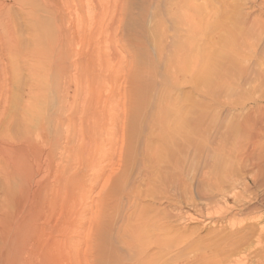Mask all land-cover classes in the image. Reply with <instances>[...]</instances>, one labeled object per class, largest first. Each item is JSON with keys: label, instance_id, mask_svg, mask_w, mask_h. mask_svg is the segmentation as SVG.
<instances>
[{"label": "bare ground", "instance_id": "bare-ground-1", "mask_svg": "<svg viewBox=\"0 0 264 264\" xmlns=\"http://www.w3.org/2000/svg\"><path fill=\"white\" fill-rule=\"evenodd\" d=\"M101 1L72 0L73 4L64 0L15 1V5L34 22L39 39L46 44L39 54H44L47 60L45 71L50 79L46 80V86L49 83L47 88L56 98L52 96L53 102L44 109L43 118L50 133L45 144L60 149L62 155L69 150L71 145L66 132L71 130L74 121L63 112V103L67 104L68 98L75 99L77 92L84 88L96 95L104 81L112 78L114 73L120 74L122 81L116 117L111 121L103 120L102 114L94 112L84 122L90 134L99 136L94 149L79 153L84 159H96L97 168L91 179L95 183L102 180L103 195L95 208L90 205L88 208V202L84 205V198L82 202L85 190L81 176L59 175L56 189L49 184L51 180L48 184L41 182L39 140L42 138L35 136V130L17 139L3 140L0 136V182L6 200L0 208L2 264H180L174 259L173 248L166 244L165 214L155 208L150 216L149 208L142 202L152 197L160 204L169 203L170 196L181 185L185 186L188 170L195 163L198 180L207 187L201 186L199 191L201 194L207 192L210 197V201L204 203L206 212H196V217L215 215L229 230L216 234L219 243L215 248L202 251L197 257L191 256L193 264H264V0L245 2V10L240 19L237 18L238 23L227 31L224 41L208 39L210 41L204 47L210 55L207 56L203 49L201 55L207 57L202 58L201 65L209 63L210 73L197 86V103L192 99L184 106L165 93L157 98L152 110L147 108L152 100L149 90L154 83L149 78L152 75L146 61L153 57L150 58L143 41L142 44L137 42L142 38L137 39L138 34L144 33L140 31L144 18L132 11L138 2L110 1L114 14L105 28L109 31L106 36L109 35L114 43L121 41L126 49L125 55L119 56L122 61L119 60L118 66L112 65L111 72L106 63L117 55L115 50L116 56L107 57L109 53L105 54L101 45L105 7ZM173 1L175 16L172 17L177 18L176 23L181 24L180 30L186 34L177 35L180 39L194 37V30L199 25H196L195 2L189 1L185 5V0ZM85 2L94 10L92 17H88L91 20L89 27L93 26L88 29L83 13ZM72 7L77 11L75 17L70 13ZM225 20L231 25L234 19L230 18L231 22ZM11 21L8 3L0 0L1 40L17 49L15 34L10 29ZM116 26L120 30L117 31ZM184 38L186 49L178 48L176 55H172L173 51L171 55L176 56L174 59L178 64L187 61L185 64L191 68L186 69L188 64H184V69V65L179 64L182 68L178 72L188 73L189 81L195 85L197 71L206 68L196 65L194 50L197 49L191 45L195 40L190 41V49ZM90 42H94V49L82 52L75 48ZM33 59L24 58L23 62L34 81L30 91L34 97L38 78L37 62ZM6 70L0 68L4 76ZM200 75H197L199 79ZM171 77L170 81L177 76ZM3 85L0 87V107L7 102L8 86L4 89ZM29 110L31 117L27 118L35 125L40 113L35 106ZM137 143H141L143 151L142 173L138 175L141 188L127 189L126 170L135 161ZM252 186L254 190L251 191ZM76 204L78 210L72 220L70 210ZM56 206L63 213V220L57 226L48 221ZM180 216L178 220H181Z\"/></svg>", "mask_w": 264, "mask_h": 264}, {"label": "rangeland", "instance_id": "rangeland-1", "mask_svg": "<svg viewBox=\"0 0 264 264\" xmlns=\"http://www.w3.org/2000/svg\"><path fill=\"white\" fill-rule=\"evenodd\" d=\"M4 1L8 3L9 15L12 20L11 21L12 25L10 29L12 30V33L16 35V36L14 35V41L16 42L17 49L15 48V45L11 46V45L5 44V42L2 41L1 40L2 38L0 37V62H2L0 63V68L2 69L5 67V69L8 70V71L6 70L5 76H4V73L0 71L1 72L0 73V83H1L0 87L4 83H5L3 85L4 89L8 86L6 88L7 89L6 90V97H7L6 101L7 102L2 104L3 107H0V134H1L0 136L4 137L3 140H7V139L9 140V138L17 139V138H21L26 132L31 133L32 130H35V133H34L35 136L41 137L43 140V141L39 140V146L41 148L40 157L42 159L41 161L42 168L40 166V170H39L40 171L39 178L41 182L48 184V182L51 180L52 182L50 181L49 184L54 186V188L56 189L58 185L57 183L58 179L61 176L66 175V173H68V175L76 174V176H81L84 178L83 180L84 188L83 189L85 190V192H83V194L84 193L85 194L84 195L82 194L83 196L82 202L84 199H86L83 202L84 205H86L88 202L87 207L88 205H90L91 208H95L99 204L100 199L103 195V192H102L103 188L101 184L102 180L100 179L99 181L95 183L91 179L92 175L94 176V173L96 172V168H97L96 161H95L96 159H93V158L91 159V157L84 159L82 158V156H80L81 154L79 153H81L84 149L85 150H88L90 148L94 149V145L98 142L99 136L97 134H94V135L90 134L88 130H86V126L84 122L94 112H99L100 114H102L103 120L111 121L112 119L116 117L117 105L118 103H120V100H121L120 99L121 97L119 94V86H120V82L122 81L121 75L114 73L112 78H109V79L107 78L106 81H104L100 91L96 95L90 94V92L84 88L83 90L77 92L75 99L70 97L67 100L68 102L67 104L63 103L64 114L69 116L74 121V125L71 128V130H67L66 132V134L69 135V145L71 146L69 150L65 152L66 154L63 152V155L60 152V149L58 150V148L54 147L55 149L54 150L53 147L51 148L49 144H45L47 141V137L50 136V133H48L47 131L48 126L43 118L44 109L47 107L49 102L53 100L52 96H54V94L51 93L49 88H47L49 83L46 86L48 79H50V76L45 71L47 60L44 54H43L44 57L43 55L39 54L45 50L44 48H46V44L42 40L39 39L37 28L34 22L28 16H26V13L24 11H21L17 7V5H15L16 0H4ZM64 1L67 4H73L72 0H64ZM110 1L111 0H103V2L101 1L102 6H105V7H104L103 15H102L103 27L101 25V28L104 29L103 33L101 31L102 33L101 36L104 39L101 37L103 41L101 38L100 40H101V45H102L104 53L105 54L109 53V56L107 57L110 58V55L112 54L115 55L114 51L115 50L117 51V52L115 51L117 57L115 59L113 58L112 61L106 63L107 67L110 66L111 72H112L113 71L112 65L118 66V64L120 63L119 60H121V57L119 56L120 54L122 56L123 54L125 55L124 51H126V49L122 45L121 41L114 43L112 40L109 39V35L106 36L107 34H109V31L105 28L110 23L111 18L114 14L113 9L111 8V2L113 0L111 2ZM185 1H183V3L185 2L184 3L185 5H187V2L188 3L195 2L196 25L197 24L199 25H197V27L194 30L195 31L194 37L187 36L186 37L187 39H185L184 37L183 38L185 39V41L189 42V48L190 47L192 48L191 45H194L193 48L197 49V50H194L195 55H196V65L200 66L202 64L201 62L203 61L202 58L210 55V53L208 54L209 50L207 48L205 49L204 46H206V44L209 43V41L211 40L210 38L212 39L215 38L219 42H222L225 40V38H227V35H228L227 31L229 32V30L232 27H234L233 25L238 23L241 14L245 10V6H246L245 2L247 3V1L249 0H195V1L185 0ZM137 2L138 4L135 5L136 7H133L132 11L135 14L140 13L138 15L141 16V19L144 18L142 19L143 23L141 22L140 24L141 25L140 28L142 27L140 31L144 33L140 32L142 33V35L138 34L139 37H136V38L137 39L141 37L142 38L139 39V41L137 40V42L139 44H142V41H143V46L147 45L145 47L147 48V51L150 52V53L148 52L150 58L151 57L154 58V59L152 58L153 60L151 59V61H154L156 63L155 65V63L152 62L154 64L153 65L151 61L147 62L145 60L148 66V71L151 72L152 70V72L155 73L154 75L152 74V72L151 73L149 72L150 76L152 75L149 78L151 79V81H153L154 85L149 90V97L152 100L148 102V106L150 108L148 107L147 109L152 110L154 103L158 100L157 98H160V96L165 93L167 94V96H170L171 99L173 98V100L179 101L184 106L188 105V103L192 99H196V103H197V101L199 100L197 86L198 85L200 86V84H202V81L204 79H207V77L209 76L208 74L210 73V69L208 68L209 63L207 62V59L209 60L210 58H207L205 61L206 64L208 63L207 65H205L204 62H203V65H201V67L205 66L204 68H206L205 70L202 68L201 71L203 73H201V75L199 74L201 71L199 73L197 71L199 67L195 68L197 69L195 71H197L198 73V74L196 73V76L200 75L201 77L199 79L198 78L199 76L197 77L195 76L196 83L195 85H192V83L189 81L190 78H189L188 73L180 74L178 72V70L182 68V67L180 68V66H183L187 61L184 63L179 62L180 64L179 66V64L176 63L177 61H175L174 59V57L176 56H172V55H176L174 53L176 52L178 48L183 49V47H185L186 49L187 47V44L186 43L184 44V41H182L183 38L180 39L181 36H186V34L183 33L184 31L183 32L181 31L183 27L181 26V24L176 23L177 18L172 17V15H174L175 13L174 12L175 8L172 3V0H143V1L137 0ZM85 4L86 5H84V8H83L84 12L83 11L82 12L87 17L86 18V22H87L86 28L88 29L93 26V25H90L89 27V23L91 20L88 17H92L91 15H93L94 10L92 8V5H90V3L85 2ZM87 11H89V14ZM169 11L172 14L168 13ZM70 13H71V16L74 15L73 17H75V15L77 14L75 7L74 8L72 7ZM233 14H235L234 17H232ZM201 17L203 19L202 21L200 19ZM219 18H221V21ZM225 18L229 21H230V18L234 19L235 21L231 20L233 23H231L230 25V23L226 21ZM116 30L117 31L120 30V27L118 28L116 26ZM198 30L200 32H198ZM178 33L179 35L181 34L180 37L179 35H177ZM176 37L178 39V42L175 41ZM200 38H203V39H200ZM191 40L192 42L193 40H195L194 41L195 43L193 42L194 43L193 44L191 42L192 43L191 44L190 43ZM93 43L94 42L92 43L90 42V44H86L84 46L76 45L75 48H77L79 51L86 52L91 48L94 49ZM203 49L205 52L203 51ZM172 51H173V54L171 55ZM202 51L206 53L207 56H205L206 54H204V56L202 57L201 55ZM169 56H171L172 58ZM24 58L26 59L34 58L32 61L37 62L36 76L38 78L37 80L39 83L37 82L38 88L36 87L37 93L34 97L31 96L30 94V91H32L31 84H33L34 81H33V78H32V75L29 69L27 68L26 65H24V62H23ZM123 58L124 57H122V59ZM168 58H170L171 60ZM171 61H173V63H176V64L171 63ZM169 64L173 65L174 67L171 66L172 67L171 68ZM175 65H178V66L176 67ZM185 65L183 67L184 69H185ZM154 66H156V68ZM188 66L189 64L186 66V69L189 68ZM176 68L177 70H175ZM168 71L170 72L175 71L176 75H173L175 72L173 74L172 73L169 74L170 72ZM166 73L169 74L170 76L167 75ZM167 76H169V78H166ZM171 76L172 77L177 76L175 77L176 80L173 77L174 78L173 80H175V82L178 80V83L176 82V85H175V82H172L173 81L172 79L170 81ZM155 78H156V81H155ZM1 79L2 80L4 79L3 82L4 81L5 82L3 83ZM162 79L164 80L162 81ZM180 80L182 83H179ZM170 82H172V84ZM177 84H180V85L178 86ZM190 84L192 85V87ZM193 87L194 88L196 87L195 88L196 90L192 89ZM154 89L156 90L154 91ZM158 90L161 93H159ZM167 91H169V95ZM54 98L56 97L54 96ZM32 106H35L36 109L38 110V113H40L38 114L39 119L37 120L35 125L32 124V121L30 118L29 119L27 118V117H31L30 115L31 112L29 109L32 108ZM105 108H106V111L104 110ZM41 118L43 119L41 120ZM43 124H46V125L43 126ZM42 126L44 127V129L42 128ZM86 145H88L87 149H86ZM90 145L92 147H90ZM136 147H137L136 148L137 157L135 155V161L132 163L133 167L130 164L131 166L129 165L128 166L129 169L127 168L126 170V173L128 172L126 174L127 178L125 179V182H127L125 183L127 189L129 188L131 189L133 187L141 188L142 182L140 180L141 177L139 176H141L140 174L142 173L141 159L143 158V151L141 148L142 147L141 143H137ZM55 157L58 158L57 161ZM61 160L62 162H60ZM58 161H59V164H57ZM198 175L199 174H198V170L196 169V163H195L188 170V174H187L186 181H185V186L181 185L175 191L174 195L170 196V198L168 199L169 201H167L169 203L160 204L158 201H156L152 197H148L142 202V204H144L145 206L149 208L148 213L150 214V216L152 214V210H155V208L161 211V213L165 214L164 215L165 216L164 229H165V237L167 241L166 244L171 249L173 248L172 250L175 252L174 256H176V258L174 256L173 257L175 260H178L180 264H193L194 258L192 257H197L200 252L205 251L207 249H211V248L213 249L218 245L219 242L217 240V237L215 238V236H217L216 234H219V232H226L229 230V227L226 226L224 223L220 222L217 219L218 217L215 215H213L212 217H207V218L205 217L197 218L196 217V212H199V211L202 213L206 212L204 203L210 201V197L207 192L206 194H201V192L199 191V188L201 186H203L204 189H207V187L205 185H202L199 182ZM91 180L94 182V184H92L93 182H91ZM252 190H254L253 186L251 187V191ZM3 191L4 189L0 182V208L3 206V204H5L4 201L6 202V200L4 199ZM85 195H87L86 198H85ZM120 208H121V205H120ZM77 210H78L77 204L71 208L70 215H71L72 220L76 217ZM121 210H123V207L121 208ZM173 210L175 212H173ZM178 214L181 215L180 216L181 220L177 219L179 216ZM62 220H63V213L61 209L56 206L55 210L51 214L48 221L50 222L51 225L57 226L58 224L62 222ZM255 220L256 219H254L252 222H254ZM54 234L57 235V233H54ZM82 248L83 246H81V249ZM191 258L193 260L188 261ZM2 263L3 262L0 259V264Z\"/></svg>", "mask_w": 264, "mask_h": 264}]
</instances>
